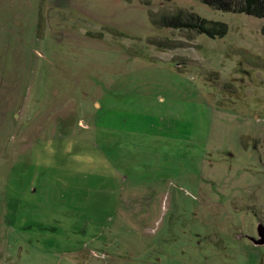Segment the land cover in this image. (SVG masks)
I'll return each mask as SVG.
<instances>
[{
	"label": "rangeland",
	"instance_id": "obj_1",
	"mask_svg": "<svg viewBox=\"0 0 264 264\" xmlns=\"http://www.w3.org/2000/svg\"><path fill=\"white\" fill-rule=\"evenodd\" d=\"M263 206L264 20L0 0V264H264Z\"/></svg>",
	"mask_w": 264,
	"mask_h": 264
},
{
	"label": "trees",
	"instance_id": "obj_2",
	"mask_svg": "<svg viewBox=\"0 0 264 264\" xmlns=\"http://www.w3.org/2000/svg\"><path fill=\"white\" fill-rule=\"evenodd\" d=\"M201 2L218 11L245 14L264 20V0H201ZM166 26L175 29H190L212 39L223 38L228 34L226 24L212 22L196 14H190L188 18L179 14L169 18Z\"/></svg>",
	"mask_w": 264,
	"mask_h": 264
},
{
	"label": "flooded vegetation",
	"instance_id": "obj_3",
	"mask_svg": "<svg viewBox=\"0 0 264 264\" xmlns=\"http://www.w3.org/2000/svg\"><path fill=\"white\" fill-rule=\"evenodd\" d=\"M79 127H81V128H84V125L83 124H79ZM227 154V152H225V155ZM19 182H22V180L21 179H19L18 180ZM254 204V203H253ZM253 204H249L247 207H248V209H251L252 211L253 210H256V208L253 206ZM257 204V203H256ZM261 212L263 213H259V214H257V213H255V214H253V219H254V221H255V225H254V227H255V229H256V227H258V226H264V219L262 218V217H264L263 215H264V206H263V210H261ZM258 225V226H257ZM241 227H242V225H240ZM239 227V226H238ZM254 227H253V229H254ZM45 229L46 230H50V227L49 226H47V227H45ZM257 230V229H256ZM256 230H255V233H257V234H255V236H253L252 235V233H246V232H243L242 230H239V233L241 234V237H242V239L240 240V242H242V241H245V242H248V243H253V239L254 238H258V230H257V232H256ZM220 243H221V238L220 239H218V240H216V242H215V246L216 247H219L220 246ZM54 254H60V251H55L54 249H52L51 250ZM78 254L80 255V252H78ZM81 260V259H80Z\"/></svg>",
	"mask_w": 264,
	"mask_h": 264
},
{
	"label": "water",
	"instance_id": "obj_4",
	"mask_svg": "<svg viewBox=\"0 0 264 264\" xmlns=\"http://www.w3.org/2000/svg\"><path fill=\"white\" fill-rule=\"evenodd\" d=\"M253 242L256 245L264 246V226H259V228H258V238H254Z\"/></svg>",
	"mask_w": 264,
	"mask_h": 264
}]
</instances>
